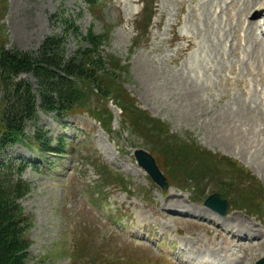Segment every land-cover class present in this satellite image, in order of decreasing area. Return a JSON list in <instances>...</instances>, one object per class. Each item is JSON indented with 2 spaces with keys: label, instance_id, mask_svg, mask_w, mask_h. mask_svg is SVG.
<instances>
[{
  "label": "rangeland",
  "instance_id": "1",
  "mask_svg": "<svg viewBox=\"0 0 264 264\" xmlns=\"http://www.w3.org/2000/svg\"><path fill=\"white\" fill-rule=\"evenodd\" d=\"M96 4L89 10L84 0H0V47L34 51L55 34L70 57L85 45L75 29L101 31L108 23L110 37L100 49L125 65L115 81L106 79L104 94L86 88L82 112L57 120L38 110L7 147L34 159L22 173L31 183L20 201L31 219L26 264H131L149 250L159 264L264 259V97L256 90L264 85V45L256 41L264 42V0ZM19 77L37 92L31 73ZM229 118L235 132L224 122ZM220 127L234 141L221 140ZM36 129L64 136L68 150L47 157L49 166L25 147L30 137L20 138ZM138 149L153 155L167 189L136 164ZM250 179L256 197L243 190ZM100 181L107 184L96 186ZM91 189L97 211L82 196ZM212 192L230 201L226 216L203 212ZM113 248L119 258L111 257Z\"/></svg>",
  "mask_w": 264,
  "mask_h": 264
},
{
  "label": "trees",
  "instance_id": "2",
  "mask_svg": "<svg viewBox=\"0 0 264 264\" xmlns=\"http://www.w3.org/2000/svg\"><path fill=\"white\" fill-rule=\"evenodd\" d=\"M84 1L89 10L97 7L96 0ZM102 25L106 27L101 31H94L93 26L83 34L72 30L85 45H78L70 57H65L63 37L55 34L45 36L34 51L0 47V264H26L31 243V219L20 202L31 190V183L22 177L26 162L8 154L6 147L19 140L25 122L36 119L38 110L60 117L82 112L86 88L95 95L104 94L106 79L115 81V72L120 73L125 65L119 68L120 59L100 49L110 37L109 24ZM27 72L34 77L37 92L30 80L19 77ZM25 137L31 143L26 144L36 146L42 156L63 152L61 138L49 137L40 129L20 136ZM251 182L243 190L256 197Z\"/></svg>",
  "mask_w": 264,
  "mask_h": 264
},
{
  "label": "water",
  "instance_id": "3",
  "mask_svg": "<svg viewBox=\"0 0 264 264\" xmlns=\"http://www.w3.org/2000/svg\"><path fill=\"white\" fill-rule=\"evenodd\" d=\"M134 154L137 163L148 172L153 181L161 186V188L166 189V178L158 168L152 155L144 149H138L134 152ZM205 202L209 207L213 208L221 214H225L227 212L228 202L226 199L220 197L218 193H212ZM258 264H263V262L260 261Z\"/></svg>",
  "mask_w": 264,
  "mask_h": 264
},
{
  "label": "bare ground",
  "instance_id": "4",
  "mask_svg": "<svg viewBox=\"0 0 264 264\" xmlns=\"http://www.w3.org/2000/svg\"><path fill=\"white\" fill-rule=\"evenodd\" d=\"M254 7V6H253ZM154 73V72H153ZM203 89V88H202ZM187 93L189 94V95H192L190 98H192L193 99V97H194V94H195V92L192 90V89H190V88H188V90H187ZM194 104V103H193ZM217 118V117H216ZM219 121L221 120V119H219V118H217ZM216 119V120H217ZM251 119V118H250ZM218 121V122H219ZM231 121H233L232 119H228L227 121H224L226 124H228V125H231L232 127H233V129H231V131L232 132H235V128H234V125L232 124V122ZM251 121H252V119H251ZM224 124V123H223ZM249 124V123H248ZM221 129L220 130H218V132L219 133H221L220 134V138H221V140H224L225 142H231V141H234V135H232L230 132H228L229 130H226V129H224V128H222V127H220ZM251 128V127H250ZM221 130L223 131V132H221ZM244 130H247V129H245L244 128ZM239 131V130H238ZM248 132V131H247ZM257 132V131H256ZM245 133V132H244Z\"/></svg>",
  "mask_w": 264,
  "mask_h": 264
}]
</instances>
